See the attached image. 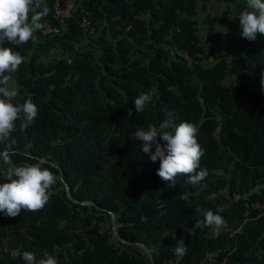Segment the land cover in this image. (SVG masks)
Wrapping results in <instances>:
<instances>
[{
  "label": "trees",
  "instance_id": "obj_1",
  "mask_svg": "<svg viewBox=\"0 0 264 264\" xmlns=\"http://www.w3.org/2000/svg\"><path fill=\"white\" fill-rule=\"evenodd\" d=\"M68 1L46 0L41 23L60 34L42 29L35 43L4 45L26 58L13 74V103L31 99L38 115L26 130L17 121L0 151L15 141L14 165L44 157L61 182L43 210L0 213V264H25L13 254L24 251L37 260L47 251L58 264H264V36L240 35L224 53L215 47L246 0H216L224 7L214 12V0H74L61 24L55 6ZM147 92L152 102L137 112ZM169 113L199 128L210 173L200 186L178 176L169 187L136 139ZM7 167L0 163V183ZM208 209L227 227L193 231ZM181 238L187 253L177 258Z\"/></svg>",
  "mask_w": 264,
  "mask_h": 264
},
{
  "label": "clouds",
  "instance_id": "obj_2",
  "mask_svg": "<svg viewBox=\"0 0 264 264\" xmlns=\"http://www.w3.org/2000/svg\"><path fill=\"white\" fill-rule=\"evenodd\" d=\"M246 6V10L238 17L241 35L249 41H255L258 34L264 36V0H246ZM49 11L46 0H0V143L9 140L16 130L17 121L21 122V129L26 130L38 115V108L31 99L24 100L22 104L13 103L18 97L13 74L26 62V58L4 45L20 46L29 41L35 43L37 32L44 28L41 21ZM152 99V92L141 93L134 101L135 110L144 111ZM171 117L172 113H169V119L161 122L158 128L149 124L146 129L136 131V139L141 142L142 151L149 155L151 162H160L156 174L169 187L176 185L178 176L188 177L185 183L189 185L200 186L210 173L201 168L200 164L205 153L197 139L199 128L190 122L176 124ZM14 155L15 141L0 151V163L8 166V182L0 183V213L10 218L19 216L22 211L35 213L43 210L54 195V186L61 182V177L52 172L50 166L44 167L46 158L41 157L35 163L16 166L12 160ZM211 174L221 173L213 170ZM219 195L220 193L213 192L205 199L215 201ZM196 211L199 213L201 209L197 208ZM223 211L224 208L218 206L217 212ZM63 226L62 221L60 227ZM202 227L218 233L220 229L227 227V221L208 209L203 211V219L197 221L192 230ZM186 253L187 246L181 238L174 247V255L183 258ZM13 254L20 256L25 264H58L57 258L47 251L39 260L35 252Z\"/></svg>",
  "mask_w": 264,
  "mask_h": 264
},
{
  "label": "crops",
  "instance_id": "obj_3",
  "mask_svg": "<svg viewBox=\"0 0 264 264\" xmlns=\"http://www.w3.org/2000/svg\"><path fill=\"white\" fill-rule=\"evenodd\" d=\"M209 10H212L213 12L216 9H221L224 6L220 4V2H217L216 0L213 1L212 5H208ZM204 26L202 27V29ZM221 34H228L226 39L218 40L216 41V49L221 52H227L229 50H232L235 46V43L237 40H235L237 37L241 35V28H240V22L238 19V16L231 17L225 24L224 26L219 27ZM207 31V30H205ZM204 36H209L212 38V41L214 40V35H210V33H204ZM236 36V37H234Z\"/></svg>",
  "mask_w": 264,
  "mask_h": 264
},
{
  "label": "built area",
  "instance_id": "obj_4",
  "mask_svg": "<svg viewBox=\"0 0 264 264\" xmlns=\"http://www.w3.org/2000/svg\"><path fill=\"white\" fill-rule=\"evenodd\" d=\"M73 0H69L66 2L65 6L62 7L59 3L55 6V19L60 22L61 24H64L67 19L71 17V13L73 10V4L71 3ZM84 27H89L90 24L87 20L83 22ZM61 30L58 26H53L49 23H47L43 28V34L44 35H52V34H60ZM180 56H182L188 64H191V59L186 55L180 53Z\"/></svg>",
  "mask_w": 264,
  "mask_h": 264
},
{
  "label": "water",
  "instance_id": "obj_5",
  "mask_svg": "<svg viewBox=\"0 0 264 264\" xmlns=\"http://www.w3.org/2000/svg\"><path fill=\"white\" fill-rule=\"evenodd\" d=\"M112 223H113V230H114V232L116 233V236L120 239V236H119V235L117 234V232H116L115 217H114V215H113V218H112ZM140 246H141L142 249H144V250L148 253V255L150 256L151 261H153L152 253H151V251L148 249V247H146L145 245H142V244H140Z\"/></svg>",
  "mask_w": 264,
  "mask_h": 264
},
{
  "label": "rangeland",
  "instance_id": "obj_6",
  "mask_svg": "<svg viewBox=\"0 0 264 264\" xmlns=\"http://www.w3.org/2000/svg\"><path fill=\"white\" fill-rule=\"evenodd\" d=\"M71 3L74 5V0Z\"/></svg>",
  "mask_w": 264,
  "mask_h": 264
}]
</instances>
